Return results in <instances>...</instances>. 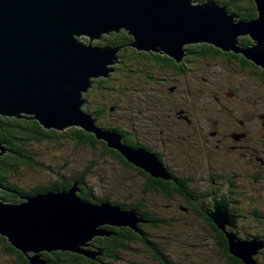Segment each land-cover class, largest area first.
<instances>
[{
  "label": "water",
  "instance_id": "95a60500",
  "mask_svg": "<svg viewBox=\"0 0 264 264\" xmlns=\"http://www.w3.org/2000/svg\"><path fill=\"white\" fill-rule=\"evenodd\" d=\"M254 2L257 17L240 19L214 0L197 5L192 0H0V115L36 119L45 129L79 127L153 177L169 179L155 154L126 145L118 132L99 126L81 109L93 81L115 71L108 64L119 62L115 53L121 47L87 44L78 36L93 40L124 30L138 50L160 51L177 61L186 44L208 43L264 69V0ZM239 34H249L256 45L244 46ZM78 184L22 196L19 203L0 199V235L24 252L29 264H48L43 253L55 250L95 259L97 253L86 248L95 237L111 235L104 226L137 230L143 221L117 204L80 197ZM209 216L224 229L230 223L228 204L216 202ZM227 235L231 253L256 264L253 255L263 243Z\"/></svg>",
  "mask_w": 264,
  "mask_h": 264
},
{
  "label": "trees",
  "instance_id": "16d2710c",
  "mask_svg": "<svg viewBox=\"0 0 264 264\" xmlns=\"http://www.w3.org/2000/svg\"><path fill=\"white\" fill-rule=\"evenodd\" d=\"M205 1L206 0H196V2ZM214 1L226 6L229 12L234 13L240 19H253L257 17L254 0ZM101 41L104 45L121 47L119 51V62L114 66L115 71L110 73L109 76L97 78L93 81L92 87L86 93V97L88 98L87 108L96 119V124L107 130L118 132L122 136L123 142L130 147H139V145H142V142L133 136V130L137 127V121L129 114H138L137 109L139 110V107L134 104V106L129 107L130 109L128 107L122 108L127 112H124L122 116L123 121L120 124L112 123L111 119L113 112L121 107L118 101L125 97L123 93L127 91L126 87L123 86L124 83H121L122 80L131 83L129 90H133L134 93L138 92L136 98L132 101L133 103H138L140 96L149 98V93L147 92L154 91V95L150 98L153 100L154 105L152 106L156 108L154 110L158 114L161 113V109H163V112L166 111V102L158 99H164L169 95L166 91L161 93V91H159L160 88L165 86V83H168L170 77L174 75L176 71L180 73L179 68L183 65L190 66L191 64L201 63L205 66H215L216 64L222 63V65H225L223 68L226 69V74H233L242 77L243 83L250 80L252 81L253 79L257 84L259 82L258 85H261V87L264 88V69L262 67L256 65L252 60L247 59L241 53L227 52L212 44L198 43L187 45L184 47L185 56L180 61H177L175 58L160 51L138 50L132 46L133 37L124 30H121L118 33L104 35ZM240 42L244 46H250L252 45L253 40L249 36H246L241 38ZM133 76H137V82L133 79ZM139 80L142 81V83L145 81L143 83L145 85L144 87H141V84L138 82ZM141 93L144 94L142 95ZM245 105L247 107H253V99H245ZM242 111L247 110L242 109ZM236 112L237 114L234 113L233 115L239 117V110H236ZM124 118H126V120H124ZM126 121H128V124ZM259 123L261 126L263 125V121H259ZM34 143H50L57 147H60L63 144H73L75 147H88L93 150L100 148L104 153L113 158L120 159L125 166L145 177L146 185L142 191L146 194H142V197L139 198L137 203H126L119 200H110V198L100 197L93 192L92 188H90L85 181V175L83 174L72 175L69 177L59 175V180L57 179L51 184H41L26 189L20 184L21 179L19 176L21 175L23 168L31 170L40 168L41 166L44 167V165L36 159L37 153H35L36 150L33 148ZM0 145L4 150V153L0 154V199L19 203L21 202L22 196L43 193L48 190L68 189L72 187L75 182H78V189H80L78 195L88 201L93 203L109 201L121 206L123 210L133 211L138 217H143L142 220H149L153 217L152 212L148 209H141L140 206L145 201L144 197H147L150 193H154L163 199L169 198L172 200L176 194H180L188 201L191 200L195 207H197V210L200 209L199 211L202 212L205 220L207 219L210 223L208 224L209 227L211 226L221 233L222 240L225 244V253L234 260V264H245L241 259L231 253L227 235L228 231L219 227V225L209 216V213L212 211L209 212L208 210H211L212 207L207 208L208 210H204L206 207H203L202 201L201 204L198 203L200 200L199 195L209 194L207 189L202 190L204 189L203 186L202 189H200V185L199 188L187 193L186 189L188 187L190 188L191 185L185 177L178 173L169 172L167 169L170 176L169 179L155 178L145 169L129 162L119 151L110 148L105 141L99 140L92 132H86L79 127H69L64 130L45 129L36 119H27L24 116L18 118L0 115ZM157 151L158 150L155 151L156 153H151L157 154ZM202 151H204L203 148H199V152ZM200 155H202V153H200ZM189 161L190 160L184 162L186 165H189V163H191ZM211 173V175L215 176L224 174L222 170H216ZM208 182L209 181H206L205 184H209ZM207 188L209 187L207 186ZM235 193H238L237 190ZM236 194L234 199L236 201H241V196ZM238 206L241 211L240 212L238 208H235L238 214H241L242 212L243 214H247L245 212L251 210L247 205L238 204ZM259 209L261 208L257 207V214L262 215L263 213ZM160 217L162 218V216ZM161 218H158V221L153 224V227L161 228L165 226V224L161 222ZM169 221L170 223L165 226L167 229L166 233L168 235H175L173 231L174 228L172 227L175 220L169 218ZM255 224L258 227L256 222ZM103 228L110 232L111 235L95 237L93 240L89 241L88 247L93 248L94 252L97 253L96 258L94 259V264H120L124 261V255L135 254L134 252L137 251L135 244L139 242L144 246V250H147L146 252L151 258L152 264H179L173 254L171 260L168 259L169 263L163 259L160 254L161 252L158 250V246L161 244V237L146 233L142 222H137V230L129 226L118 227L107 225ZM257 232L258 233L254 232L257 237L264 238V225L261 224ZM177 233L178 235L175 236L176 241H178V237L181 234L179 232ZM240 234L241 233H239V235ZM0 255L7 257L8 262L6 264H29V260L24 252L12 246L8 239L2 235H0ZM262 256L264 255L262 254ZM257 257L260 258V256ZM43 258L48 264H88V262H90L85 255L60 250L43 253ZM255 258L256 256L254 259ZM261 258L263 259V257Z\"/></svg>",
  "mask_w": 264,
  "mask_h": 264
},
{
  "label": "flooded vegetation",
  "instance_id": "af4514ba",
  "mask_svg": "<svg viewBox=\"0 0 264 264\" xmlns=\"http://www.w3.org/2000/svg\"><path fill=\"white\" fill-rule=\"evenodd\" d=\"M216 65L213 66L214 68L201 63L181 66L179 68L180 73L176 71L170 77L168 83H165V86L159 90L161 93L166 91L169 94L164 99H158L166 102V111L163 112V109H161L160 114L155 112L151 125L143 127L142 124L137 122V128L144 129V131L142 132L135 128L133 136L142 142V145H139V147H143L154 153L158 150L155 155L169 172L178 173L188 180L191 187H188L189 190L188 188L186 189L187 193L199 188V185L195 184L200 182V176L197 174H200L201 171L192 170L191 166L186 165L184 161L190 160L189 162L193 165H197L200 160H203L200 157V153L202 152H199V148H203L204 151L214 148V153L224 154L225 156L215 159L220 164V167L216 170L222 169L223 175H211V172L214 170L211 167L207 176L201 173L205 176V179L207 178L206 181H209V184H207L209 188L205 187L209 194L199 195L200 200L198 203L201 204L202 201L203 207H206L204 210L212 207L211 210H208L209 212L215 210L216 202L220 203V206L227 203L230 217L228 218V222L230 223H226L224 229L228 231L227 233L235 234L240 240H260L263 245L257 249L253 258L256 256V264H264V256H262V254L264 255V238H259L255 234L258 233L257 231L261 224L264 225V146L260 145V139L251 134L252 129L259 125V119H262L263 125L261 126L260 137L264 135V109L262 108L264 107V88L259 85L261 90L260 98L258 99H262L263 104L258 105L253 101V107H247L245 99L253 98L250 96L254 90L251 86L252 84L250 83L248 89H244V86L239 89L236 87V83L243 85V82L235 80V84H233L232 80L234 79L226 74L227 71L223 68L225 65H222V63ZM207 67L209 68L207 69ZM189 75H192L190 78H193L192 81L194 82L184 83V79H188ZM236 79H238V76ZM227 81L230 84H227ZM155 104L158 105L157 103ZM152 105L154 103L145 106V111L156 109ZM242 109H246L247 111H242ZM142 110L144 108L139 107L138 114ZM236 110L240 112L239 117L233 115L234 113L237 114ZM157 126L161 127L159 132L165 133L161 138V149H157L154 145H150L146 140H143V138L141 139L142 133H152V130L157 131ZM208 135L211 140L209 148L206 147L208 146L207 144H205L206 146L204 144L200 145V143L196 145L191 141L192 138L199 140L207 139L206 136ZM193 151H196V156H194ZM174 161L179 163H172ZM222 162H228L230 166H223ZM232 162H238V164L232 166ZM241 178H244L246 181L244 184L239 185ZM200 189H202V186ZM236 190L237 194L241 196V201L234 199ZM175 196L184 202L185 205H181L182 210L193 211L206 224L205 230L201 229L204 233L208 231L209 233L213 232V238L216 240L215 244L218 250L228 259L230 264H234V260L225 253V244L221 233L213 227L208 226L210 223L207 219L205 220L202 212L199 211L200 209L197 210V207H195L191 200L188 201L180 194H176ZM146 203L147 201L145 200L140 205L141 209H146L144 207ZM238 204L247 205L251 210L248 211L249 213L245 212L247 214H243V212L238 214L235 210V208H238L240 211ZM257 207L261 208L259 210L262 211V215L257 214ZM151 212L153 217L141 222L144 226L148 225V227L159 230V233L150 235L161 237V244L158 246V250L161 252L160 254L163 259L169 263L168 259L171 260L173 254L177 263L188 264L185 261L186 259L183 260L180 256V248L183 250V246H185L184 242L176 241L173 235L166 233L167 229L165 226L170 223L169 218H173L174 220L175 218L172 216L161 218L160 216H155L154 211ZM158 218L162 219L161 222L165 226L161 228L153 227ZM241 222L253 224L255 227H245L243 224H240ZM240 225L243 226L240 227ZM252 229L255 231H252ZM161 230L162 232H160ZM239 233H241V236ZM184 255H188L186 250H184ZM257 256L263 257V259ZM147 257L151 261L148 254Z\"/></svg>",
  "mask_w": 264,
  "mask_h": 264
},
{
  "label": "rangeland",
  "instance_id": "374dc122",
  "mask_svg": "<svg viewBox=\"0 0 264 264\" xmlns=\"http://www.w3.org/2000/svg\"><path fill=\"white\" fill-rule=\"evenodd\" d=\"M198 3L203 2H196V0H192V5H197ZM111 33L118 32L113 30L112 32H110V34ZM103 34L106 33L104 32ZM248 35L249 34H239L237 35V39L244 38ZM78 38L81 41L86 42L87 44L92 42L94 45H104L101 41L102 38L92 40L89 36L85 34L78 36ZM253 44L256 45L255 42ZM187 45L188 44H186L185 46ZM115 54L118 55L119 51ZM116 64H118V62L108 64V66L114 67ZM210 67L214 68L213 66ZM208 68L209 67H207V69ZM190 76L192 75H189L188 79H184V83L194 82L192 81L193 78H190ZM229 76L234 79L232 80L233 84H235V80L242 81V78L240 76H238V79H236V75L231 74ZM92 79H94V77ZM133 79L137 82L138 78L137 76H133ZM138 82L139 84H141V87L145 86L143 84L145 81L142 83V81L139 80ZM121 83H124L123 86L126 87L127 91L123 93L125 97L122 98V100L118 101L121 107L113 112V116L111 117L112 123L114 122V124H120L123 121L122 116L124 112H127L122 108H129L131 106H134L135 104L137 105V107L144 108V110H142L143 112L141 111L139 114H129L132 115L137 122L142 124L143 127L151 125L154 120V115L156 111L154 109H151L146 112L145 106H148L153 103L150 97H152L155 92L149 91L147 92L149 93V98L140 96V100H138V103H133L132 101H134L138 92L134 93L133 90H129L131 83H128L125 80H122ZM250 83L252 84L251 86L254 89L253 92H251L250 96L253 97L252 99L254 102H256V104L262 105V99H258L260 98L259 95L261 87H259L255 80L252 79V81L250 80L248 82H245L243 83V85H238L236 83V87L240 89V87L244 86V89H248ZM227 84H230V82L227 81ZM141 94L143 95L144 93ZM83 99H86V103L81 107V109L88 111V98L86 97V93L83 94ZM262 108L264 109V107ZM124 120H126V118H124ZM259 121L263 120L259 119ZM126 122L128 124V121ZM160 128L161 127H158L157 131L152 130V133H142L141 139L143 138V140H146L150 145H154V147H156L157 149H161V138L162 136H164L165 133L159 132ZM261 128L262 127L259 123V125L252 129L251 134L256 138L260 139V145L264 146V135L262 134L263 136L260 137ZM137 129L141 130L140 128L136 127V130ZM141 131L143 132L144 129ZM206 138L207 139L203 140L192 138L191 141L196 145H198L199 143L200 145L207 144L208 146H205L209 148L211 144L209 135L206 136ZM33 146L34 150H36L35 153H37L36 159L40 163H42L44 167L41 166L40 168L31 170L23 168V171L19 177L21 179V186L26 189L33 188L41 184H51L53 181H56L57 179L59 180V175L69 177L72 175L83 174L85 175V181L88 183L90 188H92L93 192L100 197L110 198V200H119L121 202L126 203H137L139 198L142 197V194H146L142 191L144 189V186L146 185L145 177L139 175L133 169H130L125 166L120 159L113 158L108 154L104 153L100 148L93 150L89 149L88 147H75L73 146V144H63L62 146L57 147L56 145L50 143H34ZM193 152L194 156H196V151ZM214 152V148L206 149L205 151H202V155H200V157L203 159L202 161H200L197 165L189 163L192 170L201 171L200 174H197L198 176H200V182L195 185H201L204 189L207 185L205 184L207 178L205 179V176H203V174L206 175L210 167L214 169L212 172L216 171V169L220 167V164L215 159L218 157L225 156L224 154H216ZM172 163L177 164L179 162L174 161ZM221 164L223 166H230L228 162H222ZM236 164H238V162H232V166ZM204 179L205 181H203ZM245 181L246 180L244 178H241L239 181V185L244 184ZM144 198L147 201L144 207L148 210L154 211L155 216H166V218L169 216H173L175 218V221L173 222L174 224L172 225V227L174 228L173 231L175 233V235H173V238H176L175 236L178 235L177 232L181 233L178 241L181 243L184 242L185 246H183V250L182 248H180V256L183 260L186 259V263L230 264L228 262V259L218 250V247L215 244L216 240L213 238V232L209 233L208 231L204 233L202 231L205 230L206 224H204L203 221L199 219L193 211L182 210L181 205H185L182 200H180L176 196L173 197L172 200L169 198L163 199L154 193H150L147 195V197ZM240 224H243L245 227H255L253 224L245 222H241ZM243 225H240V227ZM144 230L148 234L159 233V230H155L151 227H148V225L144 226ZM252 231L255 230L252 229ZM160 232H162V230ZM135 246L137 247L136 252L138 254L134 252L135 254L124 255V261H122L120 264H151L150 259L147 257V252L146 250H144V246L140 242L135 244ZM86 249L94 251L91 247H88ZM184 250H186L188 255H184ZM85 257L90 260L88 264L95 263L94 259L87 256ZM7 262V257L0 255V264H6Z\"/></svg>",
  "mask_w": 264,
  "mask_h": 264
}]
</instances>
